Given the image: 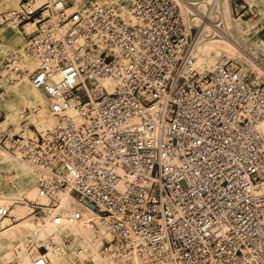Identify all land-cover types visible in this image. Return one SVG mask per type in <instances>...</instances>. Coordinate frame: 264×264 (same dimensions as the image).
Wrapping results in <instances>:
<instances>
[{"label":"built area","instance_id":"1","mask_svg":"<svg viewBox=\"0 0 264 264\" xmlns=\"http://www.w3.org/2000/svg\"><path fill=\"white\" fill-rule=\"evenodd\" d=\"M81 1L0 12L38 61L28 77L56 120L45 135L6 123L0 94V155L37 173L0 219L16 223L18 205L40 219L34 264H49L55 246L37 245L47 223L90 228L92 243L62 234L78 242L74 264H264V51L245 53L255 70L198 66L199 27L178 0ZM20 60L9 55L0 81H20Z\"/></svg>","mask_w":264,"mask_h":264},{"label":"bare ground","instance_id":"2","mask_svg":"<svg viewBox=\"0 0 264 264\" xmlns=\"http://www.w3.org/2000/svg\"><path fill=\"white\" fill-rule=\"evenodd\" d=\"M84 1L82 0L81 3ZM86 1L101 2L105 0ZM212 1L178 0L185 17L192 21V25L199 27L202 22L206 21L209 24L203 30V41L199 42L200 44L193 51L196 64L198 66L211 67L221 59H234L243 64L244 70H255L251 61L244 54L247 51L253 54H256L257 50L264 51V42L258 38L262 28V20L264 19V0H247L251 5L254 4L260 7L261 17L253 23L244 22L240 19L234 20L231 17L230 0H218L219 3H216L215 8L222 15L223 19L221 24L217 25V28L212 25V21L217 16L213 12L211 15L206 12V9H208ZM19 2L20 0H0V12L15 8ZM213 28L220 35L213 37ZM13 29L16 28L13 27ZM0 36L5 39V42L0 47V66L4 58L8 57V52L18 48L22 54L20 68L24 71L20 81L15 85H8L1 96L2 103L7 111L6 123H20V120L26 119L28 123L37 128L40 134L45 135L48 130H51L55 126L56 120L52 115H49L45 94L41 90L35 89L28 77L29 74L37 69L38 61L21 50L23 49L24 38L22 39L14 30L4 28L0 31ZM239 39L241 40L240 42ZM241 42H247V44L251 45H244ZM27 108L30 109V113L28 116H25V110ZM4 173H14V176L11 178L7 176V179H10L11 182L9 186H2V179L6 180ZM36 178V171L28 164L14 157L12 158L9 155L1 154L0 206H9L12 200H19L25 194L29 193L35 185ZM35 196L36 194L31 195V197ZM64 206L67 209H74L77 205L74 201L67 199ZM14 207L15 210L12 212V217L15 218L17 224H11V219L9 218L0 224L1 253L2 255L9 256L14 254V250H17L19 256H17L18 263L15 264H34L33 258L43 255L44 252L38 246L32 249V251H29L28 243L33 237L34 232L38 229L41 221L39 218L30 217V212L25 210L28 209L27 207L20 205ZM102 232L109 237L105 229H102ZM64 233L73 235L77 239L86 238L91 243L94 239L88 226L59 227L52 223H47L41 230L36 242L41 247L49 242V244L53 243L55 245L54 247L50 246L49 252L47 253L50 260L49 264L74 263L75 256L77 255L76 245L78 242L75 240L70 247L66 246L62 237ZM17 258L15 257V260ZM93 264L106 263L94 262Z\"/></svg>","mask_w":264,"mask_h":264},{"label":"rangeland","instance_id":"3","mask_svg":"<svg viewBox=\"0 0 264 264\" xmlns=\"http://www.w3.org/2000/svg\"><path fill=\"white\" fill-rule=\"evenodd\" d=\"M21 1H23V0H20V2ZM19 2V3H20ZM219 3V1L218 0H213L211 3H210V5H209V7H208V9H206V12H207V14H210L211 15V13L213 12V14H215L216 16H217V18L215 19V20H213L212 21V24H214V25H219V24H221V22H222V19H223V17H222V15L219 13V12H217L216 11V8H215V5H216V3ZM238 3V5H242V4H245V3H248V4H250L247 0H239V2H237ZM251 5V4H250ZM254 5V4H253ZM18 6V5H17ZM16 6V7H17ZM212 6V7H211ZM230 6H231V17L234 19V20H243L244 22H251V23H253V22H255L256 20H258L260 17H261V15H260V7L258 6V5H255V7L257 8V14L254 16V15H250V14H246V16H244V17H241V15H242V13L244 12V11H242V12H240L239 11V9L238 8H236V5H235V3L234 2H231L230 1ZM211 8V9H210ZM236 9H238V12H237V10ZM209 15V16H210ZM211 23V22H210ZM263 24H264V19L262 20V26H263ZM207 25H209L208 23H207V21L206 22H202L201 23V25L199 26V34H198V45L200 44L199 42H202L203 41V37H202V33H203V30H204V28L207 26ZM4 28H9V29H12V30H14L15 32H16V34H18L20 37H22V39H23V36L19 33V31L17 30V29H13V27L12 26H9V25H7V26H3V27H0V31L2 30V29H4ZM213 30V37H216V36H218V35H220V34H217L218 32H216V30L213 28L212 29ZM216 34V35H215ZM258 38L260 39V40H262L263 42H264V39H263V37L261 36V33H259V35H258ZM24 40V45H23V47L22 48H25V46H26V42H25V39H23ZM235 41H237V40H235ZM241 40L239 39V42H240ZM5 42V39L2 37V36H0V47L2 46V44ZM242 44L244 43V45L245 44H247V42H241ZM197 45V46H198ZM247 45H251V44H247ZM248 52V51H247ZM12 53H18L19 55H20V59H21V56H22V54H21V52H20V49H18V48H16L15 50H12V51H9L8 52V57H9V55L10 54H12ZM23 53V52H22ZM245 55V54H244ZM30 56V55H29ZM225 56V55H224ZM8 57H6V58H4V60L2 61V64H1V66H0V73L2 72V70H3V68H4V66H5V63H6V60L8 59ZM32 57V56H31ZM231 60H233V61H237V60H234V59H231ZM19 67H20V64H19ZM254 70V69H253ZM33 73V72H32ZM1 83H3L2 81H0V84ZM13 85H15V84H13ZM6 87H8V84H5V83H3V88H4V92H5V90H6ZM2 91L0 90V94H3V93H1ZM2 96V95H1ZM46 103H47V106H48V112H49V115H51V112H50V105H49V102H48V100L46 99ZM1 105H2V109H3V111L5 112V116H6V114H7V111L5 110V107H4V105H3V103H2V97H1ZM30 113V109L29 108H27V113H25V116H28V114ZM5 119H6V117H5ZM22 120H20V122H21ZM7 123H10V124H19V122H7ZM36 128V127H35ZM37 129V128H36ZM53 129V128H52ZM51 129V130H52ZM48 131H50V130H48ZM47 133V132H46ZM2 154H6V155H9L8 153H2ZM9 156H11V155H9ZM12 158H13V156H11ZM0 158H1V155H0ZM25 163V162H24ZM25 164H27V163H25ZM9 174V175H8ZM4 175H6V177H4V178H6V180L5 179H2L3 181H2V186H9V185H11V182H10V179H7V176L9 177V178H11V177H13L14 176V173H4ZM3 175V176H4ZM7 183V185H6V183ZM30 195H33V193H31ZM21 206V205H20ZM24 207V206H23ZM15 210V207L13 206L12 207V212ZM27 212H30V210L29 209H25ZM28 216V215H27ZM26 217V216H25ZM5 219H0V224L4 221ZM9 224H10V222H9ZM8 224V225H9ZM15 225L17 224V223H14ZM13 224V225H14ZM12 226V225H11ZM9 227H10V225H9ZM9 227H7V228H9ZM73 243V241L71 242V243H65L64 242V244L66 245V246H68V247H70L71 246V244ZM27 245V244H26ZM17 256H19L18 255V252H17V250H14V254H12V255H9V256H5V255H2V253H1V250H0V264H15V263H18L17 261H18V258H17ZM15 257L17 258L16 260H15ZM74 264V263H73Z\"/></svg>","mask_w":264,"mask_h":264},{"label":"crops","instance_id":"4","mask_svg":"<svg viewBox=\"0 0 264 264\" xmlns=\"http://www.w3.org/2000/svg\"><path fill=\"white\" fill-rule=\"evenodd\" d=\"M11 224H13V223H11Z\"/></svg>","mask_w":264,"mask_h":264}]
</instances>
